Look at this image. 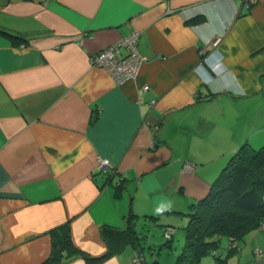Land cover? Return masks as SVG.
Returning <instances> with one entry per match:
<instances>
[{
	"label": "crops",
	"instance_id": "0c3cea01",
	"mask_svg": "<svg viewBox=\"0 0 264 264\" xmlns=\"http://www.w3.org/2000/svg\"><path fill=\"white\" fill-rule=\"evenodd\" d=\"M132 30L141 62L116 83L91 56ZM243 143L264 145V0H0V264H42L63 224L103 255V227L136 231L161 202L183 227ZM129 242L61 264H130ZM220 243L226 264H264V230Z\"/></svg>",
	"mask_w": 264,
	"mask_h": 264
},
{
	"label": "trees",
	"instance_id": "16d2710c",
	"mask_svg": "<svg viewBox=\"0 0 264 264\" xmlns=\"http://www.w3.org/2000/svg\"><path fill=\"white\" fill-rule=\"evenodd\" d=\"M3 32L15 43L26 42L25 37L19 34ZM178 213L186 218V223L182 228L183 245L174 264H199L201 258L210 253L214 256L215 264H226V258L215 255L221 237L228 238L227 249L232 251V243L241 240L264 222V145L253 148L250 144L243 143L228 158L207 192L192 202L188 210ZM164 226L162 235L166 232ZM128 227L126 231L103 227L102 235L108 250L100 256H88L77 251L66 224L58 226L51 231V253L42 264H61L64 259L69 258L68 251L77 253L75 257H84L91 263L102 261L112 255L128 235L135 237L137 230L131 224ZM172 239L173 237H166L164 244L170 246ZM129 241L132 245L136 243L132 239ZM145 264H158V261L149 263L147 260Z\"/></svg>",
	"mask_w": 264,
	"mask_h": 264
},
{
	"label": "rangeland",
	"instance_id": "374dc122",
	"mask_svg": "<svg viewBox=\"0 0 264 264\" xmlns=\"http://www.w3.org/2000/svg\"><path fill=\"white\" fill-rule=\"evenodd\" d=\"M96 167H97V161H96ZM110 167H112L111 172L114 173L115 168L112 162ZM188 169L189 168L186 167L183 170L186 172H190V170ZM98 172H105V171L98 169ZM162 215H164V217H162ZM162 215L155 218L152 216H143L142 219L139 218V222H138L139 226L136 234L137 237L135 235V237L133 238L131 234V237L128 235L124 239V242H128L130 239L136 242L133 245V250L131 248L132 244L125 246L124 250H122L123 255H125L128 251L129 252L133 251V254L130 257V264H145L147 260L149 263H152L153 261L157 260L158 264H174L176 255L180 251L183 245V233H182L183 227L181 225L184 222L182 224L181 223L179 224L178 221H176L177 220L176 219L174 221L175 223L169 222V224L172 225L164 226L163 224H166L164 222V219L168 216L165 215V213H163ZM177 216L183 217L182 215H177ZM163 226L166 229L165 235H162ZM257 228L259 230H264V222L259 224ZM166 237H173L172 241L170 242V246H166L164 244ZM231 246L232 249H235L237 247V244L232 243ZM222 249H223V244L220 243L216 251L220 252L222 251ZM253 252L254 254H256V252H259L258 253L259 256L256 254L255 255L256 257L257 256L259 258L264 257V250H261L260 248L255 249ZM204 260L205 262H208L210 260L209 264H212L214 260V256L212 255V253L208 255H204L201 258L199 264H203Z\"/></svg>",
	"mask_w": 264,
	"mask_h": 264
},
{
	"label": "built area",
	"instance_id": "2783aa9c",
	"mask_svg": "<svg viewBox=\"0 0 264 264\" xmlns=\"http://www.w3.org/2000/svg\"><path fill=\"white\" fill-rule=\"evenodd\" d=\"M253 1L255 0H247L248 3ZM139 35L140 31L138 30L130 31L117 42L92 55L91 63L104 68L116 83H120L126 78L135 76L141 62V56L136 51ZM217 40L218 39H216L214 43H216ZM121 50H123V52ZM110 166L111 162L109 159L104 157L97 158V169L105 171L104 173H112V167ZM186 167L189 168L188 170H190V172L194 169V165L190 162L184 163L183 169ZM258 253L259 252H256L257 255Z\"/></svg>",
	"mask_w": 264,
	"mask_h": 264
},
{
	"label": "clouds",
	"instance_id": "9594fccd",
	"mask_svg": "<svg viewBox=\"0 0 264 264\" xmlns=\"http://www.w3.org/2000/svg\"><path fill=\"white\" fill-rule=\"evenodd\" d=\"M172 208L171 201L168 202H161L155 207V214L160 215L165 211H170Z\"/></svg>",
	"mask_w": 264,
	"mask_h": 264
}]
</instances>
